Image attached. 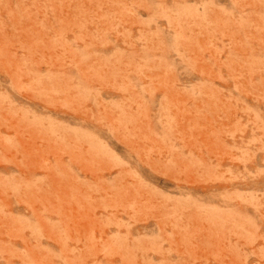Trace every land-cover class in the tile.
<instances>
[{
    "label": "rangeland",
    "instance_id": "1",
    "mask_svg": "<svg viewBox=\"0 0 264 264\" xmlns=\"http://www.w3.org/2000/svg\"><path fill=\"white\" fill-rule=\"evenodd\" d=\"M0 264H264V0H0Z\"/></svg>",
    "mask_w": 264,
    "mask_h": 264
}]
</instances>
